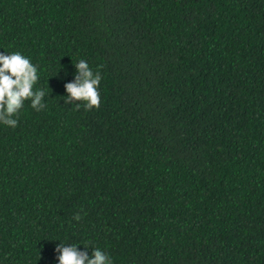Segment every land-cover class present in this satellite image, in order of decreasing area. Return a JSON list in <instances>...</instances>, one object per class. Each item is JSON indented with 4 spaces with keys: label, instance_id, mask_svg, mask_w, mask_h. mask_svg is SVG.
<instances>
[{
    "label": "trees",
    "instance_id": "trees-1",
    "mask_svg": "<svg viewBox=\"0 0 264 264\" xmlns=\"http://www.w3.org/2000/svg\"><path fill=\"white\" fill-rule=\"evenodd\" d=\"M13 52L46 107L0 123V264H264V0H0Z\"/></svg>",
    "mask_w": 264,
    "mask_h": 264
},
{
    "label": "clouds",
    "instance_id": "clouds-1",
    "mask_svg": "<svg viewBox=\"0 0 264 264\" xmlns=\"http://www.w3.org/2000/svg\"><path fill=\"white\" fill-rule=\"evenodd\" d=\"M75 66L78 75L75 83L66 85L69 95L65 103L83 102L85 110H99L102 103L99 90L101 74L94 73L84 60H80ZM38 80V68L28 57L20 52L10 55L0 53V123L15 128L27 101L31 102V107L36 111L46 107L42 102L45 91L34 90ZM73 218L79 221L81 216L75 214ZM56 251L60 253L59 264H112L110 256L99 248H93L91 258L86 251H80L77 244L61 243Z\"/></svg>",
    "mask_w": 264,
    "mask_h": 264
}]
</instances>
